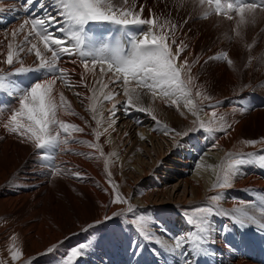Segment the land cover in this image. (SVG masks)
<instances>
[{"label": "bare ground", "instance_id": "6f19581e", "mask_svg": "<svg viewBox=\"0 0 264 264\" xmlns=\"http://www.w3.org/2000/svg\"><path fill=\"white\" fill-rule=\"evenodd\" d=\"M135 3L137 11L139 5L144 6V18L149 17L151 9L152 14L160 17L161 22L169 20L180 26L176 32L177 43L184 41L188 45L181 59L196 61L191 68L196 87L211 97L210 101L203 102L207 109L198 113L199 118L204 120L209 117V112L215 111L217 118L225 116L228 130L206 134L204 138L197 137L195 132L182 138L177 137L180 146L174 147V133L165 135L160 126L167 125L169 129L186 131L192 127L196 117L183 107V102L177 109L175 105H165L147 89L137 88L140 98L133 100V107L150 109L151 114L146 112L149 118L137 123L139 127L134 133V143L127 146L126 151L120 130L115 126L117 116L123 114L124 118L130 117V120L133 116L132 111L126 113L125 107L121 105L127 103L122 78L118 84L110 83L112 73L102 76L99 65L94 70L85 72L77 55H64L58 65L68 70L70 83L74 87L70 88L57 79L56 95L59 99V93L63 92L75 115L62 111L60 118L77 124L84 132L73 133L77 141L82 142L72 141L66 146L69 150H56L53 154L55 159L51 162L52 167L58 168L60 174L52 175L51 170L45 168L38 155L34 154L32 144L22 143L17 135L4 129L3 124L11 114L10 109L18 107V101L6 95V90H0V105L9 106V110L0 113V231L6 230V236H16L21 243L20 259L11 260V264H27L30 260L32 264H41L47 249L53 245L57 246V253L59 248L67 251L70 245L79 246L91 232V247L78 258L76 264H182V258L178 254L169 253L155 241L144 240L132 226L123 229L121 225L115 224L114 235L111 237L108 234L111 222L116 217H113V213L122 212V208L129 204L143 207L151 203L152 195L149 194L155 191H146L149 194L140 191L135 177L144 182V177L147 178L153 164L160 160L159 155L167 151H171L176 158L173 161L176 171L171 172L179 178L181 197H189L185 203L189 207L211 205L210 198L217 192V195L223 196L219 206L225 210L240 208L249 215L259 216L260 209L264 207V199H261L264 197V168L255 164L243 166L242 174L235 177L227 189L212 187L218 175H221L220 166L228 158L227 154L235 153L232 147L236 142L242 139L259 140L255 145H249L244 153L264 154L260 151L264 149V143H261L264 139V63L259 59L264 57V12L258 9L255 21L242 28V38H236L234 32L231 40L227 29L232 23L236 28L238 17L234 12V20L229 22L215 14L214 10L203 18L204 13L209 11V6L207 3L200 6L198 0L195 5L198 10L195 11L193 0H183L179 5L177 0H135ZM0 9V68L14 71V67L20 66L19 62L14 67L2 63L6 59L7 44L12 40L11 33L29 16L39 15L41 9L34 4L26 15L24 0H0ZM182 18L187 23L182 22ZM90 27L105 34L116 29V26L109 24ZM148 30L149 26H139L141 34ZM89 34L94 35L95 32ZM22 39L23 35L18 36L17 42ZM241 44L253 45L248 50L247 57L241 53ZM222 49L228 50L232 66L226 61L209 60V57L215 56ZM260 50L262 52L259 55ZM20 59L26 67L38 63L34 53H21ZM89 67H92L91 64ZM56 75L58 77V73ZM44 78L45 76H40V79ZM30 82L35 81L31 78L24 80L25 84ZM105 84L108 85L107 88L103 87ZM134 86V83L129 85ZM113 91L116 93L114 99L104 100V96ZM92 96L98 98L95 115L103 122L99 126L89 108L91 102L88 97ZM192 98L198 103V97L193 94ZM216 102H220L216 108L207 106ZM113 103L117 104L114 122L109 120V110ZM121 107H124L123 111ZM242 107L247 110L241 111ZM155 121H159V124ZM109 123H112L111 127ZM154 128L159 130L154 131ZM93 130L100 133L99 138L94 135ZM89 143L97 144L99 150L89 147ZM214 143L218 147L213 148ZM107 152L113 153L115 171L119 169L115 174L120 173L112 178L111 184L104 171V154ZM141 156L147 161H142ZM126 165L133 177L128 176V171L121 172L120 167ZM77 172L84 179H77L73 175ZM121 180L124 181V187ZM151 183L157 185L154 179H151ZM115 191L128 203H112ZM160 191L162 203L151 232L154 239L171 246L176 237L195 229L187 224L190 226L188 228L183 215H178V211L171 207V195H167L162 189ZM106 216L112 218L105 220ZM212 219L217 231L213 234L215 243L210 248L215 255L195 257V264H264V234L255 226L242 229L229 217L220 214ZM89 225L93 227L88 228ZM86 228L88 230L84 231ZM133 241L139 243L135 252L132 250ZM2 245L5 246V241L0 240V246ZM60 256L59 260L54 259L57 264H61V260L65 258L62 253Z\"/></svg>", "mask_w": 264, "mask_h": 264}, {"label": "snow or ice", "instance_id": "6c2138e0", "mask_svg": "<svg viewBox=\"0 0 264 264\" xmlns=\"http://www.w3.org/2000/svg\"><path fill=\"white\" fill-rule=\"evenodd\" d=\"M183 0H177V4H182ZM197 0H193L194 11ZM205 3L209 6V11L204 13L206 18L214 10L217 15H224L232 20L231 13L238 17L235 37L242 38V28L250 22L255 21L257 10L264 12V0H198V4L203 6ZM41 9L39 15L29 16L19 26L13 29L11 33L12 40L7 44L6 59L3 64L14 67L16 62L19 67H14V71H7L0 68V90H6V95L18 101V107L11 108L7 122L3 124L4 129L9 133L15 134L20 141L34 146V154L38 155L41 164L51 170L52 175H59L60 170L52 167L54 153L56 150L67 151V145L72 141H77L73 133L84 132V129L75 123H68L60 118L62 111L72 112L70 103L67 101L63 92L59 93L57 99L55 85L57 79L64 82L68 87H74L70 83L68 70L60 68L58 61L64 55H77L79 62L85 69V72L92 71L97 65L100 66L101 75L112 73L110 83L118 84L123 80V91L127 97L125 111L133 107V100L140 98L137 88L147 89L151 95L158 98L165 105H175L179 109L181 102L194 117L192 127L186 131H176L169 129L167 125H161L165 135L173 134V146L179 147L177 137H185L190 133L203 130L212 134L216 131L227 132L228 125L224 115L218 118L219 128L213 126L216 121L217 113L213 111L212 120L204 122L200 120L198 113L203 110L205 105L195 102L192 98L201 97V91L196 87L195 77L191 74L192 64L196 61H189L186 58L181 59L182 53L188 45L184 41L177 43L176 32L179 25L169 20L161 22L159 16L152 14L149 9V17L144 18V6L137 4L135 0H51V9L47 0H24V11L28 14L33 5ZM2 11V9H0ZM187 23V21H185ZM109 24L116 26V29L105 34L103 31L92 29L91 25ZM149 26V30L139 32V26ZM27 29V31H25ZM87 29V30H86ZM118 30V34H117ZM90 32H95L90 35ZM23 35V39L17 42V37ZM35 38V42H33ZM42 46V47H41ZM252 48L253 45H245ZM21 53H34V66L26 67L20 59ZM50 54V55H48ZM218 59L226 61L229 66L233 61L226 52H221L209 60ZM250 57V61H251ZM264 63V57L259 58ZM177 61H180L179 63ZM76 61H73L75 63ZM207 62V61H206ZM91 64V68L89 65ZM58 73V77L57 74ZM45 76L40 79V76ZM51 76L52 78H47ZM11 78V79H10ZM34 80L25 84L24 80ZM84 74H81L83 80ZM134 83V87H129ZM86 87V85H85ZM103 87L107 88L105 84ZM195 89V91H194ZM115 92H109L104 96V100L112 101ZM76 95H80L76 93ZM91 102L90 110L93 112V119L99 126L103 122L96 118L98 98L88 97ZM205 100H211V97L204 96ZM119 103V102H118ZM220 102L209 104L208 107L216 108ZM117 104L113 103L109 110V120L114 122ZM9 110V106L0 105V113ZM138 111H145L151 114L150 109L138 108ZM247 109L241 108V111ZM155 120V117L153 116ZM159 124V121H155ZM112 123H109V127ZM154 131L159 130L154 128ZM94 135L99 138L100 133L96 130ZM82 142V141H77ZM248 145H255L257 141L247 140ZM264 143V139L261 140ZM89 147L99 150L97 144L89 143ZM213 148L218 144H213ZM264 152V149L260 150ZM101 155L103 153L101 152ZM227 163L220 166V173L213 188L227 189L231 186L233 179L242 174V168L245 165L255 164L264 168V154L256 153H228ZM105 168L108 167V161H104ZM199 166V165H197ZM77 179H84L80 173L73 174ZM109 183L111 177L109 175ZM115 189V185H113ZM222 195L211 196L212 204L197 208L189 214L185 211L187 223L194 226V231L189 230L175 238L174 245L167 246L159 239L155 243L164 247L171 254H178L182 258V264H195V257L215 255L210 248L215 243L214 233L217 231L214 227L213 217L217 214L227 216L229 219L242 229L249 226H255L257 230L264 234V207L260 209L259 216L249 215L240 208L225 210L219 206ZM261 199H264L262 197ZM112 203H128V201L118 192H114ZM133 206L119 213H113V217L132 213ZM112 217H105V220ZM138 235L144 240L153 241L154 236L148 230L150 221L144 215L136 216L130 222ZM93 227L89 225L88 228ZM88 229H84L87 231ZM92 241L81 243L73 247L67 257L61 264H76L78 258L83 256L86 250L91 247ZM133 252L139 247L138 241H133ZM57 246L53 245L47 252H52ZM11 260L20 259L21 252L19 248L13 246ZM34 260V258H32ZM3 264V262H0ZM27 264H32L31 260Z\"/></svg>", "mask_w": 264, "mask_h": 264}, {"label": "rangeland", "instance_id": "374dc122", "mask_svg": "<svg viewBox=\"0 0 264 264\" xmlns=\"http://www.w3.org/2000/svg\"><path fill=\"white\" fill-rule=\"evenodd\" d=\"M48 1H50V3H51V0H47V2ZM48 5L50 6V4H48ZM49 9H51V8H49ZM165 16H167V15H165ZM220 16L222 18L226 19L229 22H231V21L234 20V19L229 20L224 15L223 16L220 15ZM232 16H233V18L235 17L234 16V13H232ZM183 21H185V18H182V22ZM233 24L234 23L230 24L229 26H231V27L228 26L229 29H227L228 33L230 32L229 33V36L231 38L230 37L229 38L231 40H232V37L234 36V27H235V24L234 25ZM245 45H252V44H241V49H240L241 50V53L244 54L245 57H247L249 48H247ZM262 50H260V52H258L259 55L262 52ZM222 51L223 52H227V54H228V50L227 49L226 50L225 49H222V50L219 51V53H221ZM241 56H243V55H241ZM201 93H202L201 97H198V103L199 104L201 103L202 105H205L203 107V110H202V112H204L207 109L206 108V103H203L205 101L204 96H206V95L203 94V92H201ZM121 100H123V99H121ZM120 104H121V102H120ZM121 105L125 107V104L124 103H122ZM124 107H121V111H123V108ZM136 109H137L136 107H131L128 110V112L132 111L133 116H134V117L131 116V118H132L131 120L129 119L130 117L129 118H124V115L122 114L120 117L117 116V120H116V123H115V126H117L119 128V130H120L121 140L123 142L124 149L126 151H127V148H128L127 146H129L131 143L132 144L134 143V133H135L136 129L139 127V124H137V123L140 120L142 122V121L147 120L149 118L148 115L146 114V112H144V111H138ZM208 110H210V109H208ZM212 113H213L212 111H211V113L209 112V117L206 118V119H204V120H202V121L208 122L209 120H212L213 119L212 118ZM123 121L125 123V126H123L124 125ZM121 123H123V124H121ZM213 126L215 128H218L220 126L219 123H218V118L217 117H216V121H214V123H213ZM206 134H209V133H206L203 130H200V131L195 132V135L197 137H200V138H204L206 136ZM245 141H247V139H245V140L242 139L241 141L236 142L233 145L232 150L235 153H244V150L249 146L248 144L245 143ZM257 142H259V140H257ZM133 157H135V156L133 155ZM141 157L142 158H140V159H142V161H147L146 158H144L143 156H141ZM105 159H107V161H108V167H107V169L104 168V171H105L106 177H108L107 180L109 181V175H110L111 181H112V178L113 177H116V175H120V173L115 174L116 172H119V169L118 170L116 169L117 171H115V169L113 168L114 156H113V153L112 152H107V154L105 153L104 154V161H105ZM158 159H160V160H158L157 164L156 163L153 164L154 167L152 166L151 169H150V172L148 173V176L149 175L151 177L152 176L153 177L155 176L154 178H148V176H147L148 179L146 177H144L145 180H144V182H142V180H139V179H137L135 177V181L138 184V187H139V190L140 191H142V192H144L146 194H149L148 192H146L148 190L155 191L153 194H151V193L149 194V195H152L150 197V198H152L151 199V203L148 206L133 207V212L132 213H126L125 215H118V216H116L114 218V220L111 222L112 224H111V226L109 228L110 230H108V232H109L108 234L109 235L111 234L110 235L111 237L114 235V232L113 231H115V227H114L115 224H119V225L122 226L123 229H126L127 227H130V223H126L125 221H129L130 222L132 219H134L136 216H139V215H144L145 218L150 221V225L148 227V230L151 232V228H152L151 226H152L153 223L156 222L155 219L157 218V215L160 212V204L162 203V200H161L162 194L160 193L161 192L160 191L161 189L167 195H171V196H169L170 199H171V201H170L171 202L170 203L171 204V207L172 208L174 207L178 211L177 214L178 215H183V218H185L186 220H187V218L184 215L185 211H188L189 214H190L191 211H193V210H195L197 208H200L201 205H195V206L189 207L188 204H185L189 200V197L187 195L184 196V197H181V192H180L181 191V187H180L179 178H177L176 175H172V172H174V170L176 169V166L173 165L174 164L173 161L176 158L174 157V155L172 154V152L171 151L164 152V153H162V154L159 155V158ZM227 159H225V161H223V164H226L227 163ZM104 166H105V164H104ZM120 170H121L122 173H125V172L128 171L127 172V174L129 173L128 176L133 177V174L132 173H131L132 175L130 174L129 167L127 165L126 166H121L120 167ZM108 172H109V174H108ZM151 179H154V183L157 184L156 186H154L151 183ZM147 180H149V183H148ZM121 182H122V187H124L123 186L124 185L123 184L124 181L121 180ZM217 194H219V192H217L215 195H217ZM205 206H207V204H203V207H205ZM127 208H128V205H126L125 208H122V211L126 210ZM185 219H183V220H185ZM183 220H182V226H183V223H184ZM187 224L185 223V225H187ZM113 227H114V229H112ZM187 227H188V225H187ZM188 228H190V226ZM111 231H112V233H111ZM0 232H1L0 233V240L1 241H5V246H3V245L0 246V256H1L0 260H1V262H3V264H11L10 263L11 262V256H10L11 250H12L13 246H15L16 248H19V250H21V243L19 242V240L17 239L16 236L11 235L9 237V235H7L8 236L7 237L6 236V233H7L6 230H1ZM91 233H89L87 235L86 239L83 242H81V243H84V242L87 243V242L91 241L92 240V235H93V233L92 234ZM109 235H108V238H109ZM1 236H2V238H1ZM153 241H155V239ZM76 246H78V244L70 245V247H68L67 251L62 250L61 248H59L58 249V253L55 252V250L52 251V252H50V253L49 252H46L45 255H44V260H43V262H41V264H54V263L57 264L55 262V260L56 259L59 260L61 258V256H60L61 253H62V256H64L66 258L67 255H68V253L70 252V250L73 247H76ZM65 258H63V259H65Z\"/></svg>", "mask_w": 264, "mask_h": 264}]
</instances>
